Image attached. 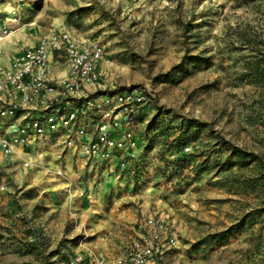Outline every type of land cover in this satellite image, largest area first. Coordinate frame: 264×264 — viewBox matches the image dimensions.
Here are the masks:
<instances>
[{"label": "rangeland", "instance_id": "374dc122", "mask_svg": "<svg viewBox=\"0 0 264 264\" xmlns=\"http://www.w3.org/2000/svg\"><path fill=\"white\" fill-rule=\"evenodd\" d=\"M18 18L20 28L64 29L99 44L102 83L146 95L133 126L139 162L125 172L112 167L124 180L92 211L98 230L123 252L142 220L160 217L179 248L166 264H264V169L230 151L264 160V0H28ZM189 122L202 128L184 132L183 148L192 153H180L185 160L176 165L172 146ZM14 170L22 169L0 165V175ZM17 188L0 180V197L17 196ZM38 220L30 218L29 233ZM79 224L70 225L72 246L82 241ZM185 236L198 239L187 254ZM34 242L29 249L43 248L53 264V244ZM5 263L36 260L19 250L0 258Z\"/></svg>", "mask_w": 264, "mask_h": 264}, {"label": "built area", "instance_id": "2783aa9c", "mask_svg": "<svg viewBox=\"0 0 264 264\" xmlns=\"http://www.w3.org/2000/svg\"><path fill=\"white\" fill-rule=\"evenodd\" d=\"M28 0H0V45L19 28V9ZM103 48L67 30L50 28L33 45L7 57L0 46V153H34L21 160L32 169L42 160L37 145L57 139L66 151L95 165L118 159L121 172L134 169L138 142L133 126L146 102L139 88L106 86L101 79ZM58 72H63L59 76ZM192 150L186 146L182 154ZM136 167V166H135ZM59 174V172H58ZM125 256L106 259L87 249L66 264H158L177 245L167 220L147 217Z\"/></svg>", "mask_w": 264, "mask_h": 264}, {"label": "crops", "instance_id": "0c3cea01", "mask_svg": "<svg viewBox=\"0 0 264 264\" xmlns=\"http://www.w3.org/2000/svg\"><path fill=\"white\" fill-rule=\"evenodd\" d=\"M43 33H37L28 27L19 28L0 45L6 55L3 62H7V57L13 56L23 47L36 44ZM72 34L77 37L74 33ZM58 75L63 76L64 73L58 72ZM57 145V139L54 138L38 143V151L42 153L43 157L40 170L24 169L21 166V160L26 158L34 160L32 152L26 154L19 149L12 158H4L0 153L1 166L3 164L4 166L17 165L22 169L0 175V180L3 182L12 180L15 185H18L17 191H19L17 196L0 197V247L3 248L0 251V258L8 257L10 259L14 251L20 250L21 257H28L31 261L35 259L36 264H46L49 259L43 248L33 246L34 250L29 249V243H35V240L53 244V249L56 252L49 255L53 264H66L71 254L74 252L85 253L87 249L93 250L97 255L106 259L125 256L128 250L125 248L123 252H120V246L113 245L111 238L107 237L110 232L98 230L101 229V226L96 223L97 219H93L96 216L91 214L92 211L103 209L105 199L111 192L115 193L118 190L117 182L120 183L124 180V177L119 180V176H116L112 169V167H118V159L95 165L71 151L61 150ZM57 159L61 160L57 161ZM78 179H83L84 183L81 184ZM59 180H68V183ZM86 213L88 214L84 217L83 214ZM34 214L36 216H33ZM39 215L43 216L41 217L44 219L43 222L40 221ZM37 216L40 220L32 225L33 229L29 233V224L31 223L29 220ZM77 221L80 223L79 227H83L80 238L82 241L72 246L69 241L72 240L75 233L70 225ZM86 223L94 224L95 228L93 229H96V232L85 227ZM112 236L115 240L119 239L115 233ZM197 240L191 239V237L188 240V236L183 238V241L187 242L185 247L182 246L186 254L190 244ZM17 244L20 245L19 248H16ZM178 249L176 246L164 253L158 264H166L164 260L174 256ZM181 256L183 257V255ZM187 256L184 259H188Z\"/></svg>", "mask_w": 264, "mask_h": 264}, {"label": "trees", "instance_id": "16d2710c", "mask_svg": "<svg viewBox=\"0 0 264 264\" xmlns=\"http://www.w3.org/2000/svg\"><path fill=\"white\" fill-rule=\"evenodd\" d=\"M191 128L201 129L202 127L198 124H197V126H193L189 122L186 124V126L181 128L180 135L177 136L178 138H175V143H174V146H172V147L174 148V150H176L175 153L179 152L178 160H176L177 162H175L176 165L179 163L178 161H180V160L182 163H184L183 161L185 160V157H183V155L180 154V153H182L181 150L183 149V146H184V144H183L184 132L187 131L188 129H191ZM194 134H196V133L194 132ZM230 151L232 153V156H236L237 158H240L242 161L246 160V159H252V161L257 162L261 166V168L264 169V160H262V157L259 156L258 154L245 153V152H242L241 150H236L233 147L230 148ZM182 168H183V166H178L177 170L178 169L181 170ZM259 213L260 212H257L256 214H259ZM251 217H253V216H251ZM252 219L253 218H250V220L247 221L248 226H252L254 224V223H252V221H253Z\"/></svg>", "mask_w": 264, "mask_h": 264}]
</instances>
